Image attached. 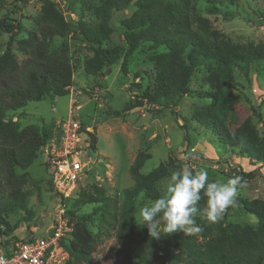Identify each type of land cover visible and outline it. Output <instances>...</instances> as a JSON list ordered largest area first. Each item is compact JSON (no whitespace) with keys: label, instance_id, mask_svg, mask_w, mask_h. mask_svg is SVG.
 Returning a JSON list of instances; mask_svg holds the SVG:
<instances>
[{"label":"trees","instance_id":"obj_1","mask_svg":"<svg viewBox=\"0 0 264 264\" xmlns=\"http://www.w3.org/2000/svg\"><path fill=\"white\" fill-rule=\"evenodd\" d=\"M21 1L26 3V0ZM220 1L102 0L99 4H84L76 12L72 10L76 17L73 21L66 18L58 3L43 0L33 22L34 30H27L12 13L2 12L3 0H0V35L7 37L5 44H0L2 250L9 253L21 242L11 235L15 228L7 220L21 214H24L23 220L31 219L28 198L22 189L28 177L26 171L41 147L58 135L52 126L21 127L19 120H13L9 113L22 109L28 102L70 94L76 70L69 56L72 40L79 41L92 53L80 64L85 75L95 78L103 77V71L118 62L122 74L126 75L131 57L146 44L152 54V80L138 101L125 110L146 104L156 106L157 112L164 109L175 114L174 109L183 97L207 99L210 103L195 110L189 117L190 122L210 129L220 144L236 149L238 155L264 168V136L259 130L264 129L261 113L249 107L246 117L233 130L224 121V113L238 104L237 97L232 94L236 90L234 68H249L254 62L264 61V43H234L212 29L206 18L196 15L198 3L205 4L206 12L215 15ZM129 8H132L131 14L120 20L124 45H112L113 15ZM198 69L205 70L206 92L190 88ZM108 110L116 116L121 114ZM182 129L186 131V126ZM81 132L86 136L88 149L95 151L96 136L83 128ZM150 158L146 152L137 153L128 170L133 184L117 195L107 196L104 189L92 184L90 195L80 198V193L76 192L72 199L66 200L73 231L68 247L62 243L68 254L64 264H88L107 232L113 244L105 255L120 259V264H264V199L248 201L237 197L235 206L227 208L223 218L213 223L203 215L206 197L202 196L197 205L201 210L197 223L203 230L198 234L162 232L157 239L146 226L137 224V201L150 203L159 198V185L169 177L168 166L173 165L169 160L148 174H142L141 169ZM46 168L52 171L53 183L54 171L49 163ZM234 171L246 181L255 177L253 172ZM86 206L92 207L91 212L80 214ZM234 207L254 216L256 222L229 223L228 217ZM94 219L100 223L98 226Z\"/></svg>","mask_w":264,"mask_h":264},{"label":"rangeland","instance_id":"obj_2","mask_svg":"<svg viewBox=\"0 0 264 264\" xmlns=\"http://www.w3.org/2000/svg\"><path fill=\"white\" fill-rule=\"evenodd\" d=\"M42 1L26 0L25 3L21 0H3L2 12L12 13L21 21L24 28L34 30L33 22L39 14ZM51 1L58 3L66 18L74 21L76 17L72 10L76 12L84 4H99L102 0ZM217 9L215 15H210L206 12L205 4L198 3L196 15L206 18L212 29L219 31L234 43L240 45L264 43V0H238L234 3L221 0ZM131 12L132 8H129L113 15L112 45H124L120 20L128 17ZM6 40L5 35H0V44L4 45ZM69 56L76 68L70 94L57 98L46 97L40 102H28L22 109L9 113V116L13 120L18 119L21 127L52 126L55 134L59 133L58 127L61 122L69 117L77 121L83 129L91 130L90 133L96 136L97 143L95 151L88 149L82 155L83 162H87L88 173L78 184L80 189L77 193H80V198L92 193V184L104 189L107 196L111 197L131 187L133 181L128 170L137 153L142 151L151 156L141 169L142 174H148L169 160L173 163L168 166L170 174L184 165H190L194 171L206 168L210 181L234 177L236 176L234 170L237 169L244 173L253 172L255 177L250 181L243 180L244 187L239 189L237 197L248 201L264 199V168L247 157L238 155L236 149L220 144L210 129L190 122L191 114L206 107L210 103L209 100L183 97L174 109L175 114L164 109L157 112L156 106L149 107L146 104L125 110L138 101L152 80V54L146 44H142L131 57L126 75L120 70V62L110 69H105L103 77L85 75L80 63L84 58L91 57L92 53L79 41L69 42ZM17 58L23 59L20 56ZM204 76V69L195 71L191 90L208 91L204 84ZM233 77L236 90L232 91V94L237 97L238 104L224 113V121L230 130L235 129L243 121L249 107L257 109L264 119V61L254 62L249 68L235 67ZM108 109L121 114L116 116ZM182 126H186V131ZM259 130L264 136V129ZM45 162L46 158L40 149L26 171L28 177L22 187L28 198L31 219L25 221L24 214H21L12 215L7 220L10 226L15 228L11 235L20 241L35 235L45 237L43 233L52 229L50 219L55 200L54 188L51 182L52 171L46 168ZM169 178L170 175L159 185L161 195L166 190ZM147 204L149 203H143L140 199L137 201L135 210L137 224H143L139 217V209ZM91 210V206H86L80 214H89ZM94 221L97 222L96 219ZM228 222L254 224L256 220L239 207H234L230 211ZM70 228L73 231L72 223ZM70 234L63 241L67 247L72 239ZM112 244L113 238L110 232H107L88 264H120V259H110L105 255ZM0 251L3 250L0 248Z\"/></svg>","mask_w":264,"mask_h":264},{"label":"built area","instance_id":"obj_3","mask_svg":"<svg viewBox=\"0 0 264 264\" xmlns=\"http://www.w3.org/2000/svg\"><path fill=\"white\" fill-rule=\"evenodd\" d=\"M58 135L41 147V154L54 171L52 229L45 237L32 236L15 245L11 252L0 251V264H64L68 259L62 242L71 231L67 216L68 199L79 190V181L88 173L83 153L88 146L81 125L72 117L61 122ZM90 133L89 128H84Z\"/></svg>","mask_w":264,"mask_h":264},{"label":"clouds","instance_id":"obj_4","mask_svg":"<svg viewBox=\"0 0 264 264\" xmlns=\"http://www.w3.org/2000/svg\"><path fill=\"white\" fill-rule=\"evenodd\" d=\"M243 187L241 176L210 181L206 168L194 171L190 165H184L170 174L163 195L139 209V217L154 238H159L161 231L198 234L203 230L197 223L201 212L197 205L202 196L206 197L203 215L215 223L223 218L227 208L235 206Z\"/></svg>","mask_w":264,"mask_h":264}]
</instances>
